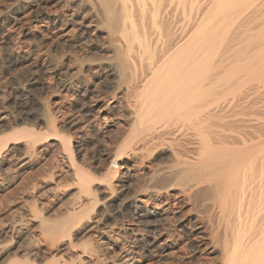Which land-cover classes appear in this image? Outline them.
<instances>
[{
    "label": "bare ground",
    "instance_id": "bare-ground-1",
    "mask_svg": "<svg viewBox=\"0 0 264 264\" xmlns=\"http://www.w3.org/2000/svg\"><path fill=\"white\" fill-rule=\"evenodd\" d=\"M0 28L40 35L1 59L0 264H264V0H0Z\"/></svg>",
    "mask_w": 264,
    "mask_h": 264
},
{
    "label": "rangeland",
    "instance_id": "rangeland-1",
    "mask_svg": "<svg viewBox=\"0 0 264 264\" xmlns=\"http://www.w3.org/2000/svg\"><path fill=\"white\" fill-rule=\"evenodd\" d=\"M23 14L22 13H20V15H19V18H23ZM21 18V19H22ZM197 27V22H190V23H188V24H186V23H184L183 24V27H182V29L183 30H185L186 31V33H189V32H191V31H193L195 28ZM5 34V32L3 31V29L2 28H0V42H2L3 40H5L3 37V35ZM2 37V38H1ZM36 38V41H38L39 40V38H40V35H39V32H31L30 34H27L26 35V37L25 36H21V35H19V37L17 38V40H14V42H18V40L19 41H21V42H23V44H21L22 45V49L20 50V51H18V50H16V49H14L13 47L12 48H10V46H8V45H5V44H0V69H1V73H4L5 71H6V69H7V67L8 66H10V64L8 63L7 64V62H5L4 63V61H1V59L2 58H6L7 57V55H10V56H8V57H10L11 59H12V62L14 61V60H16L17 62H19V63H23V61L24 62H26V61H28V60H30L31 59V56H32V54H33V52L35 51V53H36V51L38 50L37 49V47L35 48V41H34V39ZM34 41V42H33ZM18 44L16 43V46H17ZM28 48V49H27ZM9 49H12V50H9ZM34 49V50H33ZM37 49V50H36ZM26 50H28V51H26ZM33 51V52H32ZM20 52V53H19ZM31 52V53H30ZM28 53H30V54H28ZM13 55V56H12ZM6 56V57H5ZM16 62V63H17ZM1 63H4L2 66H1ZM106 66V80L107 81H105V83L103 84V85H101V87L99 88V89H95V91H98V92H95V94L94 95H97L98 96V98H97V96H95L96 97V99H104L105 101L106 100H108V98H109V95H107V94H109L110 92V90H109V88H108V86L109 85H107V84H111L112 83V81H113V74L111 73V69H110V67L108 66V65H105ZM30 66H28L27 65V63H24L23 64V69H21L22 71L21 72H24V73H26L27 72V70L28 69H30L29 68ZM109 67V68H108ZM3 71V72H2ZM53 77L48 81V83H49V85H47L48 87H50L49 88V90H47V91H49V92H45V94H41L40 95V99H43V101L45 100V102L48 100V98H49V100H48V102H55V103H58L59 104V106L60 107H62V110L64 109V108H67V106L69 105V104H71V105H73L74 104V100H73V98L72 97H66V96H64V92H62V91H57V94H55L56 92H55V85H57L58 84V82H59V79H60V76L59 75H56V71L54 70L53 71V75H52ZM6 77H8V75L6 76ZM62 78V77H61ZM11 78L10 77H8L7 78V80L10 82H8L7 80V83H8V87L12 84V82H11V80H10ZM111 80V81H110ZM23 87H20L21 89L23 88L24 89V93H27L28 92V84H25V83H23ZM107 86V87H106ZM107 88V89H106ZM53 89V90H52ZM91 89H93V87H91ZM101 89V90H100ZM108 90V91H107ZM102 92V93H101ZM105 92V93H104ZM48 94V95H47ZM52 94V95H51ZM45 97H44V96ZM50 95V96H49ZM59 95V96H58ZM102 95V96H101ZM63 96V97H62ZM46 98V99H44V98ZM68 98H69V100H68ZM104 100H101V101H104ZM60 103H62V104H60ZM62 105V106H61ZM61 121V123H63V122H65L66 120H67V116L65 115V118H64V115L61 117V119H60ZM90 135V134H89ZM112 135V134H111ZM111 135L109 134V136L108 135H106V136H108V137H106L105 135V137L107 138V139H105L106 141L107 140H109L107 143H109L110 144V140H111V144L110 145H112V146H115V145H118L123 139H124V137H125V134L124 135H119V134H117L116 136H112L111 137ZM97 135H94V136H92V134L89 136V137H93L92 139H94V138H99V136H97ZM120 137V138H119ZM108 138H110V139H108ZM119 138V139H118ZM75 139V138H74ZM91 139V138H90ZM91 139V142L89 143V146L91 147V146H93V143H94V140H92ZM93 141V142H92ZM92 144V145H91ZM97 144H95V146H96ZM48 163V162H47ZM49 164V163H48ZM60 169V168H59ZM59 169H57V170H59ZM53 202H51L50 204H49V206L48 207H53V208H57L59 205H56L55 206V203H53ZM58 209H60L61 210V208H58ZM58 209H56L57 211H58ZM55 210V211H56ZM59 210V211H60ZM57 213V212H56ZM91 236H93V234H91L90 236H88L87 238H86V240H88L89 238V240H91V238L93 239L94 238V236L93 237H91ZM85 238L83 239V240H85ZM79 243V242H78ZM77 243V244H78Z\"/></svg>",
    "mask_w": 264,
    "mask_h": 264
}]
</instances>
